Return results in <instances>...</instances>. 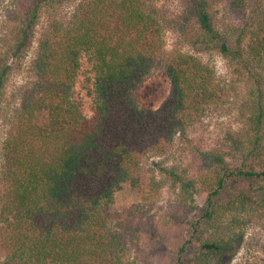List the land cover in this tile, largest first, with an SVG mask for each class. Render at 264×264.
Returning a JSON list of instances; mask_svg holds the SVG:
<instances>
[{
    "label": "trees",
    "instance_id": "trees-1",
    "mask_svg": "<svg viewBox=\"0 0 264 264\" xmlns=\"http://www.w3.org/2000/svg\"><path fill=\"white\" fill-rule=\"evenodd\" d=\"M58 3L19 0L0 31V115L15 65L30 52L34 76L0 148V264H136L132 248L137 264H156L152 242L177 229L184 232L178 264L231 263L244 226L264 211V0H231V8L249 10L226 30L211 1L186 0L190 44L221 53L245 86L244 122L223 147L201 151L199 177L192 164H174L162 168L163 179L148 173L146 160L171 154L177 135L229 99L215 67L173 54L167 98L141 107L136 90L165 50L159 11L144 0H84L63 15ZM84 54L98 97L89 117L74 97ZM125 183L142 199L118 211L115 195ZM164 185L174 202L149 216L147 204Z\"/></svg>",
    "mask_w": 264,
    "mask_h": 264
},
{
    "label": "rangeland",
    "instance_id": "rangeland-1",
    "mask_svg": "<svg viewBox=\"0 0 264 264\" xmlns=\"http://www.w3.org/2000/svg\"><path fill=\"white\" fill-rule=\"evenodd\" d=\"M84 0H59L58 8L63 15H70L76 5ZM148 8H155L160 13L161 22L165 30V50L153 68L145 77L143 83L136 90L139 105L145 108H157L168 96L171 88V80L167 73L169 58L177 52H189L200 57L205 62L215 67L221 84L229 92L227 102L210 112L197 125L191 127L182 136L177 135L173 152L166 156L152 155L146 160V170L149 174L155 171L158 179L164 178L163 167L174 164L190 165L192 174L200 176L205 171L202 161L199 159L201 151L223 147L224 137L233 130L243 126L244 116L241 102L245 95V86L236 72L235 66L216 50H196L189 42L190 26L185 23L186 0H144ZM212 3V11L216 17L220 29L226 30L237 24L240 25L244 11L231 8V0H209ZM19 0H4L0 14V31L6 32L9 19ZM252 4V2L250 3ZM46 15V13H45ZM44 16L40 18L42 25ZM31 52L22 65H15V70L7 87V95L3 103L0 115V148L10 127V119L13 108L18 105L21 91L33 81L34 76L29 70ZM95 73L92 62L87 54L81 59V68L74 86V97L81 104L82 110L88 117L93 114L98 97L95 92ZM1 163V158H0ZM164 185L158 197H155L152 205L147 204L146 210L149 216L163 214L174 202L175 194ZM199 197V195H198ZM140 191L131 187L129 183L115 195L114 209L122 211L140 202ZM204 200L200 202L203 203ZM146 214L145 220H148ZM183 227V226H182ZM184 228V227H183ZM186 228V226H185ZM183 230H166L160 241H153L156 264H178L175 254V246L183 242ZM239 251L229 264H264V211H260L253 221L244 226ZM240 241V237L238 241ZM140 253V252H139ZM139 253L132 248L130 260L136 262ZM4 253L0 250V260ZM130 261V262H131Z\"/></svg>",
    "mask_w": 264,
    "mask_h": 264
}]
</instances>
